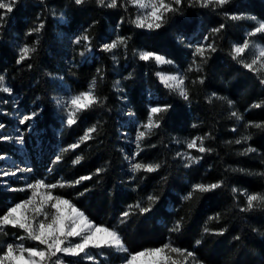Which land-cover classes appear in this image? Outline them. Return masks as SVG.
<instances>
[{
    "label": "trees",
    "instance_id": "obj_1",
    "mask_svg": "<svg viewBox=\"0 0 264 264\" xmlns=\"http://www.w3.org/2000/svg\"><path fill=\"white\" fill-rule=\"evenodd\" d=\"M188 3L189 0H184L180 13L171 16L164 27L147 31L135 28L132 21L137 10L132 6L125 10L119 6H99L96 0H86L80 6L73 0H19L0 27V74L11 89V94L0 93V123L6 125L5 134L17 127L23 131L27 125L18 124L17 111L25 114L36 111L39 115L30 122L32 130L25 132L24 146L2 142L0 154L14 156L22 164L29 160L33 177L46 178L48 183L70 184L81 176L92 175L91 180L75 187H58L54 194L71 200L96 224L117 228L129 252L171 242L195 251L203 264H264V206L240 212L245 198L239 194L234 198L231 191L236 187L249 194H264V127L248 126L264 125V85L229 54L232 45L242 42L256 21L231 20L225 15L254 16L264 21V0H231L215 11L189 7ZM61 12L67 18L66 23L57 18ZM40 22L45 24L42 31L27 35ZM221 25L224 27L218 34L211 32ZM78 34L90 38L94 50L91 59L79 54L84 42L72 43ZM117 36L129 37L126 48L121 46L112 53L100 51L103 43ZM205 36L209 37V43L215 41L216 51L203 64L202 73L187 72L192 50L205 42ZM251 39L264 44V35ZM25 44L34 46L36 51L30 59L17 64L18 49ZM139 51L155 52L173 63L159 66L145 63L139 60ZM242 59L250 61L251 49ZM158 71L185 73L190 99L185 101L164 88ZM200 76L204 77L203 84L198 82ZM259 76L264 77V71ZM94 79L95 94L102 105L80 113L77 124L66 127L54 99L61 82L74 93H80L87 91ZM5 100L8 103L2 102ZM228 101L232 102L231 108ZM256 104L261 107H254ZM157 105L171 107L160 114V127L142 141L143 150L136 159L159 163L161 167L155 173L141 172L133 179L125 159L131 151L123 133L129 128L126 109L138 122L146 123L149 108ZM233 110L242 115V120L231 117ZM93 124L98 127L94 139L75 151H63L78 142ZM197 136L206 137L204 145L212 151L201 154L193 149V156L203 158L185 168V161L177 153H184L186 142ZM245 136L249 137L246 142L235 143ZM247 147L256 151L241 154ZM57 155L62 159L53 163ZM77 156L81 162L74 165ZM97 168L105 171L96 176ZM5 180L0 175V214L27 195L25 191H6L9 187L21 189L22 183L12 181V185H6ZM221 181L223 186L219 189L195 193L188 201L182 199L193 184ZM81 192L85 194L79 195ZM149 194L160 197L153 211L147 216L132 215L121 224V213L129 211V205L137 201L146 205ZM216 214L220 215L218 222L209 220ZM181 219L182 230L170 232ZM205 226L214 232L224 230V234H205ZM7 231L9 235L0 236V243H6L8 236L16 237V233L23 235L16 229ZM237 236L239 240L235 239ZM25 244L34 246L29 240ZM105 254L108 259L103 264L121 262L114 251L105 250Z\"/></svg>",
    "mask_w": 264,
    "mask_h": 264
},
{
    "label": "snow or ice",
    "instance_id": "obj_2",
    "mask_svg": "<svg viewBox=\"0 0 264 264\" xmlns=\"http://www.w3.org/2000/svg\"><path fill=\"white\" fill-rule=\"evenodd\" d=\"M19 0H0V27L3 26V21L7 20L11 13L15 10V7ZM43 2V0H41ZM75 5L80 6L86 2V0H73ZM231 0H189L188 6H198L200 8H210L215 11L222 9L225 5H228ZM99 6L107 8L124 7L127 10L128 6H132L137 10V15L132 21L135 28L147 31H157L164 27L168 22V19L180 13L184 4V0H96ZM228 19H251L256 21V26L246 33L242 42L234 43L230 50V56L233 60H236L242 67L258 76L259 83L264 85V77H260L259 73L264 71V45L251 38L258 35H264V21H257L256 17H244L238 15H229ZM63 20V15L60 16ZM45 27L43 22L33 27L27 32V35L39 34ZM223 25L219 28L211 30L213 34H218ZM129 37L117 36L110 42L103 43L100 46V51L106 53H112L119 47H127V41ZM209 37H204V43L196 45L191 53L192 60L188 66L187 72H203V64L210 59V54L216 51L215 41L208 42ZM84 42L85 51H81L79 54L81 57L86 56V52L92 51L90 38L87 35L77 37L72 41L76 45H80ZM38 43V41H37ZM251 49V59H242L246 52ZM36 48L27 44L21 46L18 49L17 64H21L23 61L30 59L31 54L35 53ZM140 61L145 63L154 62L156 65L172 64L173 61L167 59L165 56L157 54L151 51H139L137 53ZM113 60L116 56L113 55ZM31 67V65H29ZM99 72V70H97ZM157 77L164 88L169 92H174L179 95L185 101L190 99L188 90L185 86L187 76L185 73L177 72L175 74H166L158 71ZM60 79H63L60 77ZM196 81H194L195 83ZM200 84L204 83V77L198 78ZM117 86L119 81L116 82ZM96 80L91 82V85L87 91L80 92L78 95H73L64 102L58 98L55 99V103L60 106L64 112V125L66 127H72L78 122V115L82 112L88 111L95 106L102 105V101L95 94ZM0 93L11 94V89L6 85V78L0 74ZM215 95V94H214ZM223 99V98H220ZM8 103V101H2ZM229 107H232V102L228 101ZM170 105H157L152 106L148 110L146 123L141 124L136 129L135 146L137 151L131 156L126 155L125 159L128 160L133 179L136 175L143 173H155L161 165L159 163H144L138 161L136 158L143 150L141 142L146 136L152 132L153 129L160 127L159 117L161 113L167 112ZM254 107H261L260 104L254 105ZM129 116L134 115L132 112L127 113ZM39 115L38 112L33 111L29 114L23 115L18 124L20 126L27 125L23 131L17 128V135H8L4 133L6 125L0 123V143L2 142H14L20 146L25 144V132L32 130V124ZM231 117L236 120H242V115L233 110L230 113ZM99 123V122H97ZM249 127L255 126L257 128L264 127L261 124H249ZM195 127V125H193ZM143 129V130H141ZM236 131L235 128L232 129ZM98 132V127L93 124L88 127L83 135L79 138L78 142L69 145L63 149L64 152L75 151L81 144H85L94 139V133ZM206 137L197 136L186 142V148L188 150H195L201 154L210 153L211 148L205 147L204 141ZM249 137L245 136L242 139H237L236 144H241L242 141L246 142ZM256 149L247 147L241 154H248L255 152ZM177 157L182 158L185 163L184 167L189 168L193 164L198 163L203 158L191 155L190 151L185 153H177ZM7 157L0 154V160H4ZM62 157L57 155L53 163H59ZM81 162V157L73 161L74 165ZM52 169L49 168V171ZM33 169L31 167L16 168L11 171H2V176H17L19 173H31ZM105 169L97 168L94 175L99 176ZM92 175H85L68 182L60 181L58 183H48L46 178L35 179L32 182L26 184L22 189L7 188L6 191H25L30 193L25 199L20 202L10 204L6 207L3 214H0V236L9 235L7 229H16L22 232L23 235L16 233V240L23 241L29 240L34 242V246L26 247L23 243H0V264H81V261H85L86 264H103L107 261L108 257L105 254V250H111L119 254L121 264H203V261L198 258L195 251L184 249L174 246L171 242L164 244L161 247H154L144 249L135 253L129 252L125 241L117 228L105 226L103 224H96L92 221L86 213L77 207L72 201L64 198L61 195L53 194L54 190L58 187L63 188L66 186L75 187L85 181L91 180ZM223 186V182H217L212 184L196 183L193 184L191 190L182 198L185 201L191 200L195 193H207L214 191ZM88 189H85L87 192ZM233 197L237 198V194L245 198V206L240 207V212H250L255 208L264 206V194L254 193L249 194L247 190H240L236 187L231 189ZM85 192L79 193L84 195ZM147 204L145 205L141 201H137L133 205H129V209H135L133 211H124L120 216V223L123 224L132 215L147 216L153 211L154 206L159 202L160 197L155 194H149L146 198ZM220 215L216 214L210 217L209 220L219 221ZM182 219L177 220L174 225L169 229L170 232L178 233L182 230ZM203 232L211 235H223L224 230L214 232L207 226L204 227ZM235 239L239 240L237 236ZM201 240H197L196 244L199 245ZM64 257L71 258L65 260ZM102 257L103 259H99ZM55 258V259H54Z\"/></svg>",
    "mask_w": 264,
    "mask_h": 264
},
{
    "label": "rangeland",
    "instance_id": "obj_3",
    "mask_svg": "<svg viewBox=\"0 0 264 264\" xmlns=\"http://www.w3.org/2000/svg\"><path fill=\"white\" fill-rule=\"evenodd\" d=\"M61 15H63V20H61L60 19V16ZM57 18L62 22V23H66L67 22V18H66V16H65V14L63 13V12H61L60 14H58V16H57ZM257 21H259V20H257ZM82 35H84V34H78V35H76L75 37H74V39H76L77 37H79V36H82ZM83 42V41H82ZM81 42V43H82ZM260 44H262V43H260ZM83 46V48H82V50L81 51H85V47H84V44H82ZM262 45H264V44H262ZM92 48V47H91ZM94 56V50L92 49V51L90 52V53H87L86 52V56L84 57V59H91L92 57ZM163 73H166V74H175V73H167V72H163ZM182 73V72H181ZM61 81V80H60ZM79 93H74L71 89H70V87L67 85V84H64L63 82H61V84H60V88H59V92H58V96H57V98L58 99H60L62 102H64L65 100H67L68 98H70L71 96H73V95H78ZM128 112H130V111H128L127 109H126V115L128 116V118H129V120H128V122L126 123L127 125H126V127H129V128H126L124 131H123V133H124V135H125V137H126V141H127V143L130 145V147H131V151L129 152V153H126V151H125V153H126V155H128V156H131L134 152H136L137 151V149H136V146H135V135H136V129L141 125V124H143V123H140V122H138L135 118H134V116L132 115V116H129L127 113ZM60 113L62 114V119H63V123H64V116H65V112H64V110L60 107ZM17 115L19 116V119L23 116V115H26L24 112L23 113H19V111H17ZM18 128V127H17ZM17 128H15V130L12 132V133H7L8 135H13V136H15V135H17L18 133H17ZM141 130H143V129H141ZM4 131H6V130H4ZM142 143V142H141ZM15 145H17V146H19V147H23V146H20V145H18V144H16L15 143ZM36 146H38V144L36 145ZM190 151V153H191V155H193V153H192V150H186V151H184V153L185 152H189ZM7 158L6 159H4V160H0V161H3L4 163L3 164H1L0 163V172H2V171H11V170H15L16 168H25L26 166L27 167H31L32 168V166H31V164H30V162H29V160H26V162L24 163V164H22L19 160H18V158H16V157H14V156H7V155H5ZM33 169V168H32ZM7 180H5L4 182H5V184L6 185H12V181H20L22 184H21V189L22 188H24L25 186H26V184L27 183H29V182H32V181H34L35 180V178L33 177V175H32V172L31 173H19L17 176H4ZM37 179V178H36ZM54 194V193H53ZM28 195H30V193H28L27 192V195H26V197L28 196ZM25 199V198H24ZM71 201V200H70ZM17 203V202H16ZM25 241L26 240H23V241H17L16 240V237L15 236H8V239H7V242H13V243H23V244H25ZM6 242V243H7ZM25 246H26V244H25ZM26 247H28V246H26ZM161 247V246H160ZM64 259L66 260V257H64ZM116 264H121V262H119V263H116Z\"/></svg>",
    "mask_w": 264,
    "mask_h": 264
}]
</instances>
